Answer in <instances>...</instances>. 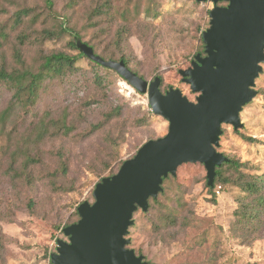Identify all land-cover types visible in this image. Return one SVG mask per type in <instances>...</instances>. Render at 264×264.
<instances>
[{
  "label": "rangeland",
  "instance_id": "obj_1",
  "mask_svg": "<svg viewBox=\"0 0 264 264\" xmlns=\"http://www.w3.org/2000/svg\"><path fill=\"white\" fill-rule=\"evenodd\" d=\"M53 3L50 8L46 0H0V68L38 70L45 55H75L71 42L77 32L98 54L114 60L124 56L146 80L161 77L163 91L178 88L195 101L197 94L179 70L204 53L200 36L210 26L212 1ZM122 12H131L128 20ZM262 69L256 97L240 112L243 128L223 124L218 147L248 175L264 173V63ZM12 96L0 84V115ZM63 120L69 131L61 127ZM45 122L48 128L40 137ZM168 128L147 94L87 57L48 77L36 105L11 111L0 125V264H52L58 240H68L64 228L80 218L79 205L94 202L96 184ZM237 197V190L227 186L210 191L204 165L185 163L165 181L149 212L134 213L129 247L149 264H264V213L259 221L240 223L235 212L243 198ZM167 214L176 215L174 224L162 220Z\"/></svg>",
  "mask_w": 264,
  "mask_h": 264
},
{
  "label": "water",
  "instance_id": "obj_2",
  "mask_svg": "<svg viewBox=\"0 0 264 264\" xmlns=\"http://www.w3.org/2000/svg\"><path fill=\"white\" fill-rule=\"evenodd\" d=\"M212 1L210 26L202 33L204 55L197 53L179 73L197 94L190 100L178 88H161L162 79L148 81L124 60H106L77 40L90 60L116 71L138 92L147 94L152 111L169 122L166 135L145 142L118 171L103 177L93 191L94 202H82L79 220L64 228L52 264H149L129 247L126 237L134 213L149 208L162 192L163 179L175 176L185 163L203 164L208 185L228 157L218 151L222 125L243 128L240 112L257 95L256 78L264 63V0ZM224 2V5H219Z\"/></svg>",
  "mask_w": 264,
  "mask_h": 264
},
{
  "label": "trees",
  "instance_id": "obj_3",
  "mask_svg": "<svg viewBox=\"0 0 264 264\" xmlns=\"http://www.w3.org/2000/svg\"><path fill=\"white\" fill-rule=\"evenodd\" d=\"M46 3L50 8H52L54 4L53 0H46ZM130 15H131V12L129 14H126V12L125 13L122 12V16L126 20L129 19ZM20 16H21V13L18 14V17ZM203 31L204 30H202L201 36H200L201 40H203L202 38ZM1 34L4 35L3 33ZM72 38H73L71 42L72 46L75 50L78 51V53L75 55L68 54L65 52H56L50 55H45L42 58L43 61L38 70L14 69L12 71H8L6 68H0V84L7 85L9 89L13 91V96H12L10 105L7 108H5L0 115V125L1 124L4 125L6 123V121L9 119L11 115V111H30L36 105L37 100L40 95V91L43 86V83L48 77L50 78L56 77V76L61 75L63 72H65L68 69L75 68L76 62L80 58L86 57L79 50L77 46V40L80 39L83 42L87 43L88 45L92 46L95 53L98 54L96 51V48L93 45H91L89 42L84 41L81 35L77 34V32H75ZM119 40H121V37H119ZM203 48H205L204 45H203ZM201 54L204 55V53H201ZM100 56L106 60H111V58L107 59L102 55ZM17 58L20 59L19 54L17 55ZM119 60H124L126 65L131 69L128 60L124 56H121L120 59H118V61ZM90 61H92V63H94L96 66L100 68H103L108 71H112V69L104 67L101 64L93 60H90ZM135 73L143 77L138 72H135ZM161 88H162V84H161ZM113 116H114V112L107 114V120L112 118ZM61 127L65 131H69V127L66 125L65 120L62 121ZM47 128H48V125L45 122L44 129H43V132L40 134V137L44 136L45 132L47 131ZM242 137L250 143L256 142V139L251 136L243 135ZM228 159L229 160L227 162H224L221 166L216 168V177L214 180V184L212 186L208 185V188L210 191H213L218 185H220V188L226 187V186L227 188H231V189L235 188L238 192L237 199L239 197L243 198V199H239V203H240L239 208L236 209V212H235V215L237 216L238 221L240 223H246L247 221H251V222L259 221V217L264 213V173L256 174V175L255 174L248 175L240 171L239 167L241 165L239 162L233 159H230L229 157ZM31 160L32 159L30 157L26 159V162H25L26 168H27L28 163L31 162ZM227 167L230 169H233L234 173L229 174L228 170L226 169ZM66 170H67L66 166H64L63 173H66ZM172 176L173 175H169L168 177L163 179L162 188L164 187L165 181ZM156 202H158L157 198H150L149 208L146 212H149L153 207V203H156ZM77 215H78V212H77ZM176 219H177L176 215L172 216L171 214H167L163 216L162 220H164L166 222V225H168L171 222L174 224Z\"/></svg>",
  "mask_w": 264,
  "mask_h": 264
}]
</instances>
